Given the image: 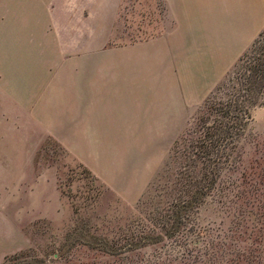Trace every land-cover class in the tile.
I'll return each instance as SVG.
<instances>
[{
    "label": "rangeland",
    "instance_id": "374dc122",
    "mask_svg": "<svg viewBox=\"0 0 264 264\" xmlns=\"http://www.w3.org/2000/svg\"><path fill=\"white\" fill-rule=\"evenodd\" d=\"M38 8L34 15L7 19L9 29L16 23L26 26L12 31L28 40L26 46L33 45V37L38 41L33 48L39 51L41 77L38 88L25 86L24 95L0 90V264L27 250L45 261L63 255L66 260L58 264H235L237 249L259 246L255 253H264V184L250 185L264 174V102L249 109L240 141L244 170L223 177L185 231L128 259L79 245L94 235L116 244L128 230L148 224L145 218L157 205L166 208L177 171L174 140L209 98L217 99L232 83L217 81L190 105L184 97L183 110L181 96L168 81L166 94L152 98L150 105L154 124L161 99L167 108L160 122L165 126H140L131 113L128 126L107 127L104 121L88 128L95 132L87 138L91 142L78 143L80 137L72 135L78 142L68 148L49 126L56 123L63 135L66 129L56 116L79 99L71 91L78 86L80 57L91 50L81 45L103 40L111 48L138 42L170 23L162 0H40ZM28 24H34V31ZM65 40L72 45L64 46ZM26 46L25 54L31 55ZM49 57L56 63L42 62ZM241 174L244 183L232 184Z\"/></svg>",
    "mask_w": 264,
    "mask_h": 264
},
{
    "label": "crops",
    "instance_id": "0c3cea01",
    "mask_svg": "<svg viewBox=\"0 0 264 264\" xmlns=\"http://www.w3.org/2000/svg\"><path fill=\"white\" fill-rule=\"evenodd\" d=\"M39 1L0 0V17H5L0 18V90L5 95H24L25 86L31 90L39 86L41 59L33 48L39 46L38 41L34 43L32 36L33 45L26 46L28 40L12 32L24 31L26 26L16 23L9 29L7 24L10 16L36 14ZM162 2L170 24L159 34L111 48H105L103 40L81 45L91 50L80 57L78 86L71 91L79 99L65 104L63 115L56 116L57 124L63 123L66 129L63 135L56 123L49 126L50 134L66 147L78 142L70 139L72 135L80 137L78 143L91 142L87 138L95 132L88 128L101 127L104 121L107 127L128 126L131 113H136L140 126H165L160 122L165 121L162 113L167 108L161 99L154 108L159 112L154 124L150 105L166 94L168 81L181 96L184 110L183 98L190 105L209 91L264 29V0ZM34 28V24L27 25L29 31ZM63 45L72 44L65 40ZM25 46L32 48L31 55L25 54ZM42 62L56 63L50 57Z\"/></svg>",
    "mask_w": 264,
    "mask_h": 264
},
{
    "label": "trees",
    "instance_id": "16d2710c",
    "mask_svg": "<svg viewBox=\"0 0 264 264\" xmlns=\"http://www.w3.org/2000/svg\"><path fill=\"white\" fill-rule=\"evenodd\" d=\"M224 79L232 83L231 89L217 99L214 96L209 98L191 125L187 123V128L172 144L177 171L171 181L166 208L157 205L145 218L148 224L128 230L116 240V244L106 237L94 235L80 240L79 245L108 256L128 259L147 245L168 242L186 230L193 213L222 185L227 173L244 170L240 141L250 119L249 109L264 102V29L220 82ZM260 176L264 178V174L258 173L257 180L250 185L264 184ZM242 177L243 174L240 180H235H239L237 183L231 180L232 184L244 183ZM262 242L263 247L264 239ZM257 247L237 249L232 261L235 264L264 263L263 249L261 253H255ZM62 259L63 255L55 254L51 260L45 261L27 250L8 257L3 264H58Z\"/></svg>",
    "mask_w": 264,
    "mask_h": 264
}]
</instances>
